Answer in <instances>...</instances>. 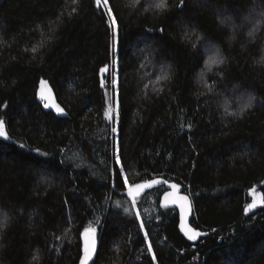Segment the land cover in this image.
Masks as SVG:
<instances>
[{
    "label": "trees",
    "instance_id": "16d2710c",
    "mask_svg": "<svg viewBox=\"0 0 264 264\" xmlns=\"http://www.w3.org/2000/svg\"><path fill=\"white\" fill-rule=\"evenodd\" d=\"M159 2L108 0L114 26L95 0H0V264H79L87 228L92 264H264V203L245 215L264 199V0ZM124 176L182 184L210 233L189 242L164 188L135 199Z\"/></svg>",
    "mask_w": 264,
    "mask_h": 264
},
{
    "label": "water",
    "instance_id": "95a60500",
    "mask_svg": "<svg viewBox=\"0 0 264 264\" xmlns=\"http://www.w3.org/2000/svg\"><path fill=\"white\" fill-rule=\"evenodd\" d=\"M102 69H104V71H101ZM110 72H111V65L106 64L103 67H101L99 76H100V86L102 88L106 85L107 78ZM42 81L44 83H42ZM37 98L39 99V101H41L45 110L52 111L55 115L59 117L68 116L67 110L59 102L56 92L52 84L50 83L49 79L44 78V77L40 78V81L37 87ZM58 109H63V111L61 112ZM172 185H176V187L173 188ZM160 186L164 187V191L162 192L159 198V206L164 209L175 208L178 211V216H179L178 228H179L180 233L184 236V238L191 243H195L199 241L200 238L207 236L210 233L209 231H203L192 225L191 223V217L193 215L192 200L189 194L185 191L184 186L178 183L177 181L169 180L163 176H156V177L142 180V181H139V182H136L130 185L129 191L131 189V192H130L131 196L135 199H138V198H141L143 195H145L146 192L152 189H155L157 187H160ZM181 197H187V201L185 202L181 200ZM182 203H186V208L183 210L181 208ZM253 203L256 206L250 209L247 213L245 212V215H248L251 212L256 211L263 205L262 196L261 195H257L256 197L254 196L252 202L249 204H253ZM93 230H94V235L92 234ZM188 230L196 231L200 233V235L195 240H190L188 239V236L185 235V232ZM86 232L88 233L87 239H86ZM98 236H99V231L97 228H87L82 233V246H83L84 255H85L86 245L91 244L93 240L95 241L94 251L92 252L91 259L88 260V264H92L94 262L97 244H98L97 242ZM79 264H81V260Z\"/></svg>",
    "mask_w": 264,
    "mask_h": 264
},
{
    "label": "snow or ice",
    "instance_id": "6c2138e0",
    "mask_svg": "<svg viewBox=\"0 0 264 264\" xmlns=\"http://www.w3.org/2000/svg\"><path fill=\"white\" fill-rule=\"evenodd\" d=\"M95 3H96L97 6H100L102 3H103V5L107 6L108 0H95ZM181 4H183V0H181ZM155 7L156 8H161V9L166 7V0H160V2L155 5ZM110 11L111 10L109 9V12ZM262 15H264V13H262ZM221 23H223V21H221ZM112 24L114 26L116 24V21H115L114 17L112 18ZM249 35L251 36V35H253V33L250 32ZM115 39H116V32L114 30L113 40L115 41ZM211 63L212 64H219V63H223V60L222 59H220V60L212 59ZM101 71H104V69H102ZM42 83H44V82L42 81ZM113 83L115 84V80H113ZM250 106H251V104L247 105V107H250ZM46 107H47V105H46ZM58 110L61 111V112L63 111V109H58ZM109 118H111L110 115H109ZM115 131H116V129L113 128V132H115ZM0 138H3L5 140L8 139V135H7L6 131H5V123H4L3 120H0ZM21 147H23V145H21ZM116 162H117V164H121V159H120L119 155L116 156ZM38 163H40L42 165L44 163V161H39ZM123 171H124V168H123V166H121V168L119 169V171L117 173L118 178L122 175ZM123 182H124V184L128 183V178L126 176L123 177ZM172 187L175 188L176 185H172ZM130 192H131V189H130ZM181 200L186 202L187 201V197H181ZM262 203H264V199H262ZM255 206L256 205L254 203L246 205L245 212L247 213L250 209L254 208ZM181 208H182V210L185 209L186 208V203H182L181 204ZM125 211H127V210H125ZM92 234L94 235V230H93ZM185 235L188 236V239L195 240L200 235V233H198L196 231L188 230V231L185 232ZM87 238H88V233L86 232V239ZM94 247H95V241L94 240L92 241L91 244L86 245V247H85V255L81 259V264H88V260L91 259L92 252L94 251ZM148 250L149 251L152 250L151 244L148 245ZM153 259H155V256L153 257Z\"/></svg>",
    "mask_w": 264,
    "mask_h": 264
},
{
    "label": "rangeland",
    "instance_id": "374dc122",
    "mask_svg": "<svg viewBox=\"0 0 264 264\" xmlns=\"http://www.w3.org/2000/svg\"><path fill=\"white\" fill-rule=\"evenodd\" d=\"M101 5L106 9V11L108 12V14L111 18V21H112L113 16H112L111 12H109L108 5L105 6V5H103V3ZM110 76L112 77V81H111L109 87L106 88V94H107V98H108L110 113L112 114L113 109L117 106V101H118L117 70H116L115 65L112 66V71H111ZM113 80H115V84L113 83ZM5 131H6V128H5ZM130 185L131 184L128 183V186H130Z\"/></svg>",
    "mask_w": 264,
    "mask_h": 264
},
{
    "label": "flooded vegetation",
    "instance_id": "af4514ba",
    "mask_svg": "<svg viewBox=\"0 0 264 264\" xmlns=\"http://www.w3.org/2000/svg\"><path fill=\"white\" fill-rule=\"evenodd\" d=\"M163 187V186H162ZM164 188V187H163ZM164 191V190H163Z\"/></svg>",
    "mask_w": 264,
    "mask_h": 264
}]
</instances>
